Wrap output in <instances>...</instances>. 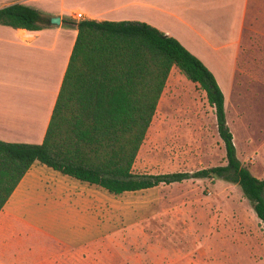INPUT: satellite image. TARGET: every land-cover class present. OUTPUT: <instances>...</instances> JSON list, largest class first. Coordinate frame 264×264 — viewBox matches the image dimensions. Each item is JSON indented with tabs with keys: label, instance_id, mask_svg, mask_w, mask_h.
Here are the masks:
<instances>
[{
	"label": "rangeland",
	"instance_id": "374dc122",
	"mask_svg": "<svg viewBox=\"0 0 264 264\" xmlns=\"http://www.w3.org/2000/svg\"><path fill=\"white\" fill-rule=\"evenodd\" d=\"M237 64L228 86L219 75L226 123L239 160L263 178L264 62L246 56ZM225 163L206 92L172 68L133 172ZM69 185L76 212L30 204V219L0 213V264H264V225L236 183L193 178L121 194Z\"/></svg>",
	"mask_w": 264,
	"mask_h": 264
},
{
	"label": "trees",
	"instance_id": "16d2710c",
	"mask_svg": "<svg viewBox=\"0 0 264 264\" xmlns=\"http://www.w3.org/2000/svg\"><path fill=\"white\" fill-rule=\"evenodd\" d=\"M77 34L43 139L0 140V210L35 162L112 194L193 178L236 183L264 225V177L236 155L224 92L206 65L175 37L134 20L64 17ZM0 23L36 30L46 15L29 6L0 8ZM198 83L214 108L226 163L193 172L135 173V158L172 68Z\"/></svg>",
	"mask_w": 264,
	"mask_h": 264
},
{
	"label": "crops",
	"instance_id": "0c3cea01",
	"mask_svg": "<svg viewBox=\"0 0 264 264\" xmlns=\"http://www.w3.org/2000/svg\"><path fill=\"white\" fill-rule=\"evenodd\" d=\"M10 4L29 6L46 16L59 15L61 22L36 30L0 23L3 141L40 143L43 139L77 34L64 17L148 23L198 57L221 89V83L228 86L242 57L264 62V0H0V8ZM218 59L228 62L225 72V64L218 69L214 61ZM68 177L35 161L0 213L8 219H30L23 213L30 204L76 212L77 194L69 184L79 181Z\"/></svg>",
	"mask_w": 264,
	"mask_h": 264
},
{
	"label": "water",
	"instance_id": "95a60500",
	"mask_svg": "<svg viewBox=\"0 0 264 264\" xmlns=\"http://www.w3.org/2000/svg\"><path fill=\"white\" fill-rule=\"evenodd\" d=\"M75 21H77L76 18H73ZM46 21H47V24L49 25H54V26H57L60 24L61 22V17L59 15H49V16H46ZM72 26H75L73 24H71Z\"/></svg>",
	"mask_w": 264,
	"mask_h": 264
}]
</instances>
